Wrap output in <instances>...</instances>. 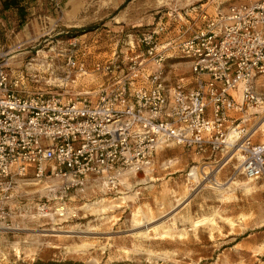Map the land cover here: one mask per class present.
Listing matches in <instances>:
<instances>
[{
  "label": "built area",
  "instance_id": "built-area-1",
  "mask_svg": "<svg viewBox=\"0 0 264 264\" xmlns=\"http://www.w3.org/2000/svg\"><path fill=\"white\" fill-rule=\"evenodd\" d=\"M61 1L48 0L57 11ZM169 15L134 36L129 51L103 58L66 37L63 76L45 91H26L0 63V222L18 181L55 180L47 187L62 216L71 192H117L131 174L152 171L166 147L200 159L185 174L191 191L217 189L216 174L233 159L227 186L264 180V120L250 117L264 106V0ZM181 63L187 73L173 76Z\"/></svg>",
  "mask_w": 264,
  "mask_h": 264
},
{
  "label": "rangeland",
  "instance_id": "rangeland-1",
  "mask_svg": "<svg viewBox=\"0 0 264 264\" xmlns=\"http://www.w3.org/2000/svg\"><path fill=\"white\" fill-rule=\"evenodd\" d=\"M206 1L82 0L84 10L77 22L62 26L40 21L36 37H30L29 26L15 25L11 31L1 32L8 46L0 55V63L23 78L26 91H45L50 81L63 76L59 66L64 59L61 54L68 48L62 40L65 34L79 35L92 54L100 51L107 57L114 50L129 51L134 36L158 20L167 19L169 14H184ZM230 2L214 1L213 5L226 7ZM54 33H59L57 40L52 37ZM187 71L186 64L181 63L171 74L185 75ZM84 80L89 89L96 88L94 77ZM250 117L254 123L264 120V106L251 110ZM231 164L237 161L233 159L224 169ZM50 183L56 185L55 180L16 182L5 202L9 216L0 222V264H264V180H234L228 186L224 183V189L200 186L191 191L186 186V194L175 202V208L162 215L150 210L146 217L140 207L142 191L134 190L125 195L71 192L65 201L66 212L60 216L55 211L58 194L47 187ZM239 186L246 192L247 210L245 216L237 217L242 221L237 229L233 221L221 226V218L220 222L204 219L199 228H191V213L193 217L208 214L204 203L198 206L195 198L217 191L232 192ZM160 190L159 186L153 189L156 197ZM128 195L134 198L120 197ZM254 195L262 199L261 208L255 209ZM187 198L186 204H179ZM37 203L46 204L47 213H37ZM156 224L161 227L155 228ZM147 227L150 230L145 232Z\"/></svg>",
  "mask_w": 264,
  "mask_h": 264
},
{
  "label": "crops",
  "instance_id": "crops-1",
  "mask_svg": "<svg viewBox=\"0 0 264 264\" xmlns=\"http://www.w3.org/2000/svg\"><path fill=\"white\" fill-rule=\"evenodd\" d=\"M214 1L216 2L220 0H207L206 2H203L197 6L198 8L196 9H206L207 11L213 10V13L216 8V6L213 5ZM254 1L257 0H232V2H230L228 5L251 3ZM82 10H84L82 0H62L61 7L58 11L51 8L48 0H28L25 3L22 2V0H7L2 5L0 4V55L8 46V42L1 38V32L5 30L11 31L14 29L15 25H22L25 27L29 26L28 32L30 37H33V35L36 37L39 30V24L41 22L47 21V23L62 26L68 25V23H74L81 19L80 14L82 13ZM82 19H84V16ZM72 26L76 27V25ZM19 34L22 33L20 32ZM58 34L59 33H54L52 37L55 39L56 36H59ZM64 37L66 38L68 35L66 34ZM64 37L62 40H65ZM96 54H98L97 57L101 58L106 55V53L100 51ZM255 140L257 141L256 138ZM199 161L200 159L197 156L186 152L181 147H166L160 149L155 156L153 170L145 173L140 172L137 174H131L127 178L125 186L121 187L116 193L125 195L133 192V190L135 192L142 191L143 197L141 196L142 201L140 202V207H142V216H150L149 211L154 209L157 210V212L161 215L165 214L178 205L175 204V202L181 200L186 194V186L187 189H190L185 174L191 164ZM231 170L232 166H228L226 169L221 170L216 174V180L223 183L231 173ZM237 180H243V178L240 177ZM223 185L224 186L221 185L222 188L227 187L224 183ZM157 186H159L161 189L158 192V197H156L155 192H153V189H156ZM221 187L218 186L219 189H221ZM91 191L97 192L98 190H93L90 188L86 194H89ZM133 195L136 197L135 194ZM120 197L134 198L132 195ZM188 199L189 198L181 201L179 204H186ZM195 201L199 202L198 206L204 203L202 206H205L208 209V214L201 216L197 215L193 217L191 213V228H199V226L202 225L200 224V221H203L204 219L214 218L217 219V222H220L218 219L221 218V226H228V221H233V224L237 229V227H239V225L242 223L241 219L237 217L240 214L243 216L246 215V192L244 188L240 186L237 190L232 192L217 191L209 196L200 195L197 199L195 198L194 202ZM253 201L255 209H257V207L261 208L260 204L262 203V199L258 195H254ZM61 203V201H58L55 203V206H60ZM163 211L164 213H162ZM194 214L196 215V213ZM218 226L220 225L218 224ZM154 227L158 228L161 226L160 224H156ZM191 228L188 227V229ZM211 231L214 232L216 229ZM260 246H262V244L256 245V247Z\"/></svg>",
  "mask_w": 264,
  "mask_h": 264
},
{
  "label": "trees",
  "instance_id": "trees-1",
  "mask_svg": "<svg viewBox=\"0 0 264 264\" xmlns=\"http://www.w3.org/2000/svg\"><path fill=\"white\" fill-rule=\"evenodd\" d=\"M5 3V2H4ZM2 5V4H1ZM76 31V30H74ZM68 35V34H67ZM69 36V35H68ZM35 264H66V262H55V261H46V262H43V261H37ZM120 264V263H118Z\"/></svg>",
  "mask_w": 264,
  "mask_h": 264
},
{
  "label": "bare ground",
  "instance_id": "bare-ground-1",
  "mask_svg": "<svg viewBox=\"0 0 264 264\" xmlns=\"http://www.w3.org/2000/svg\"><path fill=\"white\" fill-rule=\"evenodd\" d=\"M221 185L224 186L223 183H221V182H218V183L216 184V186H220V187H221ZM223 188H224V187H223ZM223 188L221 187V189H223ZM218 189H219V188H218ZM153 228H154V227H153ZM149 230H150V228L147 227V229L145 230V232H147V231H149Z\"/></svg>",
  "mask_w": 264,
  "mask_h": 264
}]
</instances>
